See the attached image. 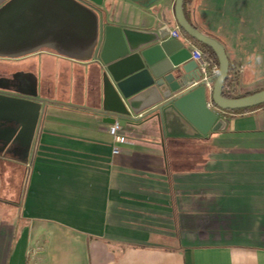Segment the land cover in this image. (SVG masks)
I'll list each match as a JSON object with an SVG mask.
<instances>
[{"label": "crops", "instance_id": "1", "mask_svg": "<svg viewBox=\"0 0 264 264\" xmlns=\"http://www.w3.org/2000/svg\"><path fill=\"white\" fill-rule=\"evenodd\" d=\"M229 1L187 0L185 13L225 47L238 94L257 83L249 57L264 56V10ZM175 2L144 8L105 0L100 12L108 25L168 26L166 41L200 48L183 32L171 37L180 28ZM106 44L91 61L50 50L14 59L41 61L35 83L46 111L30 162L0 159V168L15 162L28 174L14 214L0 195V264H264V106L221 112L223 129L205 139L173 118L167 128L149 119L129 123L122 132L130 143L115 155L111 125L95 113L103 109L105 81L140 101L133 117L141 119L158 105L147 96L157 56L129 70L128 58L113 62L115 43ZM126 70L116 83L114 75Z\"/></svg>", "mask_w": 264, "mask_h": 264}, {"label": "water", "instance_id": "2", "mask_svg": "<svg viewBox=\"0 0 264 264\" xmlns=\"http://www.w3.org/2000/svg\"><path fill=\"white\" fill-rule=\"evenodd\" d=\"M104 1L0 0V58L20 59L50 50L68 58L91 61L100 56L104 40L107 46L110 42L115 43L117 57L113 62L128 58L125 68L129 70V65L136 60L139 62L141 57L151 65V59L157 56L153 61L157 65L152 69L156 80L147 96L153 97L152 103L158 105L141 119L149 117L167 128L173 118L191 127L196 138L223 129L221 112L264 104V90L238 98L223 96L230 71L228 54L220 42L203 34L188 20L185 13L187 0L175 2V19L179 27L192 39L210 47L219 60V74L210 101L202 84L193 85L199 81L200 74L197 62L191 60V48L165 40L170 33L168 26L149 31L108 25L105 15L100 12ZM131 1L148 8L160 0ZM149 23L150 20L144 18L142 28H148ZM164 23H168L166 17ZM106 50L107 47L104 52ZM101 57L107 63L104 56ZM121 65L119 63L111 70ZM129 70L114 75V81L123 80ZM24 95L21 98L0 94V152L10 146L8 152L21 163L28 164L46 105L38 100L36 84L31 95ZM128 98L129 95L121 94L110 80L105 81L103 109L95 113L103 116V123L109 125L118 122L126 127L129 123H137L141 119H136L133 114L141 111L138 108L140 101Z\"/></svg>", "mask_w": 264, "mask_h": 264}, {"label": "rangeland", "instance_id": "3", "mask_svg": "<svg viewBox=\"0 0 264 264\" xmlns=\"http://www.w3.org/2000/svg\"><path fill=\"white\" fill-rule=\"evenodd\" d=\"M230 3L232 4L236 3L235 1L230 0ZM249 2L248 9L255 8L256 5H259L262 10H264V0H247ZM253 10V9H252ZM262 32L264 33V27L262 29ZM264 55V53H263ZM264 57V56H263ZM41 59V58H39ZM45 64V62H44ZM41 61H37V59L27 60V61H0V68L6 67L7 72H11L14 70H26L27 72H30L32 74H37V71L39 68H41ZM5 66V67H4ZM257 68L255 71V77L257 78V83H253L252 87L249 88V91L252 93L259 92L264 90V62H261L260 64H257V66H253V68ZM60 76V75H59ZM42 84V83H41ZM50 84V83H47ZM244 92H239L238 95H242ZM195 147V144H193ZM207 149L203 150L202 155L207 154ZM194 154H197L198 151H193ZM13 163V162H12ZM3 167L0 168V195L1 200L7 199L9 200V205L7 207H11V214H14V209H19V206L22 202V198L25 195V183L28 179V174L23 166L20 164H13L4 162ZM9 179L5 185L3 184V181H6V179ZM5 183V182H4ZM6 205H3V203H0V207H3Z\"/></svg>", "mask_w": 264, "mask_h": 264}, {"label": "built area", "instance_id": "4", "mask_svg": "<svg viewBox=\"0 0 264 264\" xmlns=\"http://www.w3.org/2000/svg\"><path fill=\"white\" fill-rule=\"evenodd\" d=\"M181 35V28L171 32V37L173 38H179ZM191 60L197 62L200 74L199 81L195 82L193 85L202 84L206 89V94L208 95L210 101L214 90L215 81L219 74V65L206 58L202 50L197 47H194L191 50ZM212 105V102H210L209 106L211 107ZM122 129V126L118 122L114 125H111L109 128V134L114 143L113 153L115 155L121 152V145H127L130 143L129 138L122 132Z\"/></svg>", "mask_w": 264, "mask_h": 264}, {"label": "flooded vegetation", "instance_id": "5", "mask_svg": "<svg viewBox=\"0 0 264 264\" xmlns=\"http://www.w3.org/2000/svg\"><path fill=\"white\" fill-rule=\"evenodd\" d=\"M8 60L17 61L14 59L0 58V61L5 62ZM35 76L36 74H32L30 72H27L26 70H14L11 72H7L6 67L5 69L0 68V94L10 95L14 97H21V98L25 97L24 94L31 95L34 92V85L36 84ZM38 100L42 101L39 97H38ZM42 120L43 118L40 121L38 131L41 127ZM206 137L208 136L202 137L200 139H205ZM8 149H10V146L6 147L3 151L0 152V159L1 160L17 159V158H14L13 155H11L8 152Z\"/></svg>", "mask_w": 264, "mask_h": 264}, {"label": "trees", "instance_id": "6", "mask_svg": "<svg viewBox=\"0 0 264 264\" xmlns=\"http://www.w3.org/2000/svg\"><path fill=\"white\" fill-rule=\"evenodd\" d=\"M186 12V11H185ZM184 35L190 39L194 44H196L197 46L200 47V49L202 50L204 56L210 60H212L214 63H216L217 65H219V60H218V57L217 55L215 54V52L208 46L206 45H203V44H200L198 41L192 39L191 37H189L188 35H186L184 33ZM237 82V78L236 76L233 74V70H232V67L230 65V71H229V75L227 77V80L225 82V86H224V89H223V96L226 97V98H238V97H243V96H246V95H249L251 94L252 92H245L243 93L242 95H238L236 94V89L234 88L236 86V83ZM264 106L263 105H260V106H257V107H254V108H258V107H262ZM254 108H250V109H243V110H233V111H225L227 113H232V114H240V113H244L246 111H249V110H252ZM149 117H145L141 120H145V119H148Z\"/></svg>", "mask_w": 264, "mask_h": 264}, {"label": "clouds", "instance_id": "7", "mask_svg": "<svg viewBox=\"0 0 264 264\" xmlns=\"http://www.w3.org/2000/svg\"><path fill=\"white\" fill-rule=\"evenodd\" d=\"M255 61L256 64H260L261 62H264V57H261L259 55H254L249 57V60H253Z\"/></svg>", "mask_w": 264, "mask_h": 264}]
</instances>
